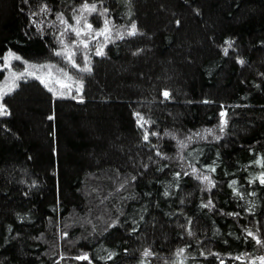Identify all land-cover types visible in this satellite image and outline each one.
<instances>
[{
  "label": "trees",
  "instance_id": "trees-1",
  "mask_svg": "<svg viewBox=\"0 0 264 264\" xmlns=\"http://www.w3.org/2000/svg\"><path fill=\"white\" fill-rule=\"evenodd\" d=\"M84 14L112 26L87 48L57 19ZM10 51L80 92L26 74L3 97L0 264L264 256V0H0V82Z\"/></svg>",
  "mask_w": 264,
  "mask_h": 264
},
{
  "label": "rangeland",
  "instance_id": "rangeland-1",
  "mask_svg": "<svg viewBox=\"0 0 264 264\" xmlns=\"http://www.w3.org/2000/svg\"><path fill=\"white\" fill-rule=\"evenodd\" d=\"M85 13V12H83ZM84 17H86V20L83 19L81 21L82 23V34L80 36L81 40L87 42L88 44L91 42V41H94V42H99L98 40L102 37H105L103 35L101 36H97L95 35V32L97 31H100L101 29L104 28V26L99 29V30H95L93 28V24L90 22V20L88 21V18H87V15L84 14ZM91 24L92 25V34L91 35H84L83 33L84 32H87L88 30L86 29L85 27V24ZM109 27V31L108 33L106 34V36H109L112 32V26L111 24L108 25ZM11 53H13L15 56H18L15 52H12L10 51ZM8 55V54H7ZM7 55L5 57H7ZM14 61L15 59H12L9 64L10 66L9 67H5V59H4V66L6 68V72H7V77L5 78V80L2 82H0V89H3L5 92H9L8 91V88L11 87L12 89L16 86V82L19 80H16L15 81V84L13 85L12 81H13V76L12 74L15 73L17 75H20V74H33L35 76H38L41 78V80L43 82L46 83V85L49 87V88H57V87H60V88H67L68 91H72V90H76L78 93L80 92V84L77 83L76 81H74L73 79H70L69 78V75H65V73H63L62 71H58L57 69H55L54 67H51V66H47L46 68L42 67V66H38V65H29V66H24L23 69L21 71H18L16 70V68H14ZM44 69H47V70H44ZM42 70V71H40ZM58 71V72H56ZM56 72V73H55ZM22 75L21 78L24 76ZM40 75V76H39ZM7 85V87H6ZM57 90H59V88H57ZM5 95L2 96V98H0V105H3V97ZM4 109H5V106L3 105ZM203 178V177H202ZM205 181V180H203ZM208 183V182H207ZM261 257V256H259ZM251 259L249 260V262H251L252 264V261H256V264H259V260L257 259L258 257H250ZM174 264V263H173ZM175 264H181V263H175Z\"/></svg>",
  "mask_w": 264,
  "mask_h": 264
},
{
  "label": "snow or ice",
  "instance_id": "snow-or-ice-1",
  "mask_svg": "<svg viewBox=\"0 0 264 264\" xmlns=\"http://www.w3.org/2000/svg\"><path fill=\"white\" fill-rule=\"evenodd\" d=\"M42 11H47V8L45 7L44 9H42ZM80 11H81V12H85V11H86V12H88L89 14H91V13H93V12H96V11H97V8H96V5H95V4L89 5V4L85 3V4L82 6V8L80 9ZM106 11H107V10H105V12H106ZM100 15H104V13H100ZM82 18L86 20V17H80V16L76 17V20H75L76 25H80V23H81V19H82ZM57 19L60 21V23L66 25V27H65V32L71 31V32H73L77 37H80V36H81V34H82V30H81V29L76 28V27H72V26L68 25V22L65 21V20L63 19L62 16H58ZM108 25H109V21H108V20H105V21H104V28L101 29L100 31L95 32V35H97V36H101V35H103V36H105V38H107L106 34H107L108 31H109V27H108ZM85 27H86V29H87L88 31H87V32H84L83 34H84V35H91V34H92V25L86 23V24H85ZM135 34H136V29H135V25L133 24V25H132V30H131V32H129V35H135ZM62 35H63V33H62ZM61 43H63L62 40H61ZM80 45H82L84 48H87V47H88V43L85 42V41H83V40L80 41ZM78 46H79V45H78ZM65 49H67V45L65 46ZM96 54H97V55H103V52H102V50H98ZM56 55H58V56H59V55H66V56H67V59H68V61H69V63H71V65H72L73 67H77V65L75 64V61L73 60V57H74V55H75L74 52H73V53H69V52H67V51H65V52H57ZM4 59H5V61H6V63H5V67H9V66H10L9 62H10L12 59L19 60L20 57H19V56H15L13 53L9 52L8 55H7V57H5ZM81 70H82V71H90L91 69L88 68V67H85L84 69H81ZM30 74H31V73H29V75H30ZM22 75H24V74H20V75H17V74H15V73L12 74V76H13V81H12L13 85L15 84V81H16V80H18V79L21 78ZM65 75H67V73H65ZM37 79H39V77H37ZM41 82L43 83V81H41ZM45 86L47 87V85H45ZM6 87H7V85H6ZM11 90H13V89H12L11 87H9V88H8V91L10 92ZM49 91H53V89L49 88ZM7 94H8V92H5L3 89H0V98H2L3 95H7ZM164 96L167 97V96H168V93L165 92V93H164ZM4 114H7V113H6V110L4 109L3 105H0V115H4ZM222 115H223V114H222ZM49 119H52V117H49ZM147 138H148L147 136L144 137L145 140H147ZM262 166H264V165H262ZM212 171H215V169H212ZM203 179H204L205 181H209V183H211L210 180H209V177L205 176ZM259 179H260V183L264 184V176L260 177ZM233 183H235V182H233ZM210 203H211V202H209V204H210ZM206 206H207V205H206ZM248 235L251 236V237L255 240V242H256L257 244H262V243H264V242H262L260 239H258L256 236H254L250 231H249ZM183 251H184V249H180L179 252L177 253V255L182 254ZM144 255H145V256H148V255H151V253H150L149 251L146 250V251L144 252ZM81 259H87V257H82ZM237 259H242V258H241V257H237ZM257 259L259 260V264H264V256L258 257ZM252 264H256V261H252Z\"/></svg>",
  "mask_w": 264,
  "mask_h": 264
},
{
  "label": "water",
  "instance_id": "water-1",
  "mask_svg": "<svg viewBox=\"0 0 264 264\" xmlns=\"http://www.w3.org/2000/svg\"><path fill=\"white\" fill-rule=\"evenodd\" d=\"M165 97V96H164ZM168 97V96H167ZM167 97H165V98H167Z\"/></svg>",
  "mask_w": 264,
  "mask_h": 264
}]
</instances>
